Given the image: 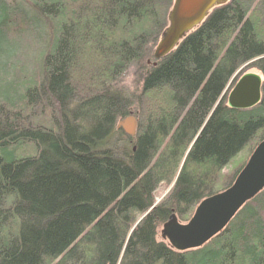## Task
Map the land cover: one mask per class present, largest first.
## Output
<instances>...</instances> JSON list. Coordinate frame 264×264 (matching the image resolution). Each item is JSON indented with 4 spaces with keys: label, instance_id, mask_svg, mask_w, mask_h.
<instances>
[{
    "label": "trees",
    "instance_id": "trees-1",
    "mask_svg": "<svg viewBox=\"0 0 264 264\" xmlns=\"http://www.w3.org/2000/svg\"><path fill=\"white\" fill-rule=\"evenodd\" d=\"M172 4L0 0V264H264V190L200 249L156 241L264 139V0H229L154 60ZM135 67L138 95L114 90ZM245 68L261 101L234 110ZM127 116L134 137L117 127Z\"/></svg>",
    "mask_w": 264,
    "mask_h": 264
},
{
    "label": "water",
    "instance_id": "water-1",
    "mask_svg": "<svg viewBox=\"0 0 264 264\" xmlns=\"http://www.w3.org/2000/svg\"><path fill=\"white\" fill-rule=\"evenodd\" d=\"M228 0H173L167 14V27L153 51L160 60L176 49L179 43L215 8ZM263 78L256 74L241 76L227 96V105L234 110H248L261 101ZM137 122L129 116L117 125L134 137ZM264 190V139L258 143L233 183L225 190L202 200L187 223L172 214L162 225L161 239L175 252L184 253L202 248L221 234L237 213Z\"/></svg>",
    "mask_w": 264,
    "mask_h": 264
},
{
    "label": "rangeland",
    "instance_id": "rangeland-1",
    "mask_svg": "<svg viewBox=\"0 0 264 264\" xmlns=\"http://www.w3.org/2000/svg\"><path fill=\"white\" fill-rule=\"evenodd\" d=\"M158 43V42H157ZM157 45V44H156ZM156 47V46H155ZM155 49V48H154ZM154 49L152 50V55H153V51ZM240 71V70H239ZM237 72L236 76H234L236 79H235V83L236 81L243 75V74H246V73H251V74H256L258 76H261V74L255 69V68H245L243 70H241L240 72ZM139 76V73L137 71V68H131L123 77L122 79L120 80V82L114 87V90H120L122 89L123 91H125L126 93L128 94H131V95H138V93L140 92V88H141V80L140 78L138 77ZM234 83V84H235ZM77 85V84H76ZM234 86V85H233ZM231 86L226 97L228 96L231 88L233 87ZM79 89V88H78ZM157 103V107L156 108H160V109H165V105L160 103V102H156ZM149 105L150 102H149ZM153 106V105H152ZM152 111V113H151ZM150 113L151 115L154 114L153 110L150 109ZM129 117V116H127ZM125 117V118H127ZM133 117V116H132ZM124 118V119H125ZM123 119L121 120H118L117 122V125L120 121H122ZM136 120V119H135ZM262 134V132H259L258 136H260ZM258 140L255 139L253 140V142L248 146L246 147L244 150H242L236 157H234L230 162L229 164L227 165V167H225L223 170H222V175H223V185H226L234 176L233 173H236L239 169H241L245 163L247 162L248 158L250 157V155L252 154L253 150L255 149V145H256V141ZM237 170V171H236ZM236 171V172H235ZM233 174V175H232ZM231 176V178L229 177ZM229 177V178H228ZM233 183V182H232ZM173 184H161L157 190L154 192V204H158L160 201H162L166 196L167 194L170 192L171 188H172ZM195 210V209H194ZM194 212V211H193ZM178 219V218H177ZM178 221L182 224H185L187 222H184V221H180L178 219ZM161 230H162V226H159L156 230V241L157 242H164L165 244L168 245V243L166 241H163L161 239ZM169 246V245H168ZM170 247V246H169ZM178 253V252H177ZM185 253V252H184Z\"/></svg>",
    "mask_w": 264,
    "mask_h": 264
}]
</instances>
